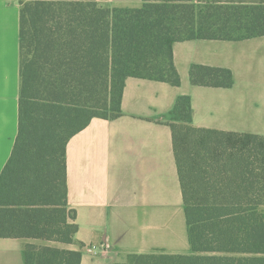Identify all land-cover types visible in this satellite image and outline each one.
I'll list each match as a JSON object with an SVG mask.
<instances>
[{"label": "trees", "instance_id": "16d2710c", "mask_svg": "<svg viewBox=\"0 0 264 264\" xmlns=\"http://www.w3.org/2000/svg\"><path fill=\"white\" fill-rule=\"evenodd\" d=\"M238 34V35H235ZM264 36V5L144 0L21 1L18 136L0 176V238L76 244L67 146L94 118L122 116L130 77L181 84L173 45ZM194 85L230 87V71L193 67ZM191 255L133 254L124 264H264V136L193 126L188 97L172 112ZM26 264H81L76 250L28 244Z\"/></svg>", "mask_w": 264, "mask_h": 264}, {"label": "crops", "instance_id": "0c3cea01", "mask_svg": "<svg viewBox=\"0 0 264 264\" xmlns=\"http://www.w3.org/2000/svg\"><path fill=\"white\" fill-rule=\"evenodd\" d=\"M21 1L0 0V176L18 132ZM106 8H140L144 0H97ZM196 5H264V0H193ZM179 86L130 77L122 116L94 118L67 146L68 206L76 244L0 238V264H26L28 244L82 253L81 264H124L130 255H191L186 207L173 150L172 112L191 100L199 129L264 136V36L189 40L173 45ZM231 72L230 87L194 85L193 67ZM106 245L98 255L86 250Z\"/></svg>", "mask_w": 264, "mask_h": 264}, {"label": "built area", "instance_id": "2783aa9c", "mask_svg": "<svg viewBox=\"0 0 264 264\" xmlns=\"http://www.w3.org/2000/svg\"><path fill=\"white\" fill-rule=\"evenodd\" d=\"M107 247L106 245H92L86 248V250L90 253H92L93 255H98L100 252H104L106 251Z\"/></svg>", "mask_w": 264, "mask_h": 264}, {"label": "rangeland", "instance_id": "374dc122", "mask_svg": "<svg viewBox=\"0 0 264 264\" xmlns=\"http://www.w3.org/2000/svg\"><path fill=\"white\" fill-rule=\"evenodd\" d=\"M235 35H238V34H235ZM37 241H39V242H48V241H42V240H37ZM52 243H56V242H52ZM56 244H59V243H56ZM38 246H42V245H38ZM55 248H57V247H55Z\"/></svg>", "mask_w": 264, "mask_h": 264}]
</instances>
